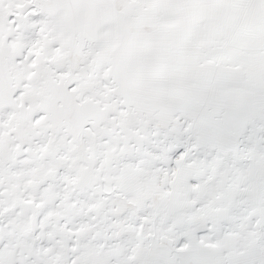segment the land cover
<instances>
[{"label": "snow or ice", "instance_id": "1", "mask_svg": "<svg viewBox=\"0 0 264 264\" xmlns=\"http://www.w3.org/2000/svg\"><path fill=\"white\" fill-rule=\"evenodd\" d=\"M0 264H264V0H0Z\"/></svg>", "mask_w": 264, "mask_h": 264}]
</instances>
